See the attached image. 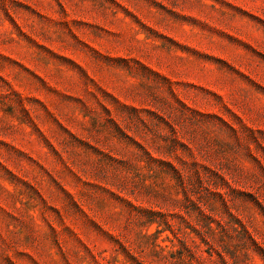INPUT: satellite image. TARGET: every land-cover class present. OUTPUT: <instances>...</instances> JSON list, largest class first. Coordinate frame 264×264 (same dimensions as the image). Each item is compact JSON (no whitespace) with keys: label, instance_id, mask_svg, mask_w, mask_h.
<instances>
[{"label":"rangeland","instance_id":"obj_1","mask_svg":"<svg viewBox=\"0 0 264 264\" xmlns=\"http://www.w3.org/2000/svg\"><path fill=\"white\" fill-rule=\"evenodd\" d=\"M0 264H264V0H0Z\"/></svg>","mask_w":264,"mask_h":264}]
</instances>
